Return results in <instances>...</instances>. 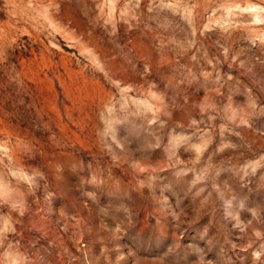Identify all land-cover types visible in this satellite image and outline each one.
<instances>
[{"label": "rangeland", "instance_id": "374dc122", "mask_svg": "<svg viewBox=\"0 0 264 264\" xmlns=\"http://www.w3.org/2000/svg\"><path fill=\"white\" fill-rule=\"evenodd\" d=\"M0 264H264V0H0Z\"/></svg>", "mask_w": 264, "mask_h": 264}]
</instances>
